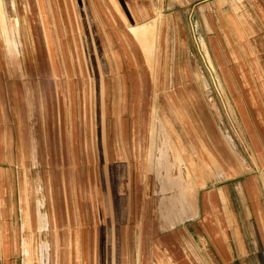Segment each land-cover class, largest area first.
<instances>
[{
	"label": "rangeland",
	"instance_id": "1",
	"mask_svg": "<svg viewBox=\"0 0 264 264\" xmlns=\"http://www.w3.org/2000/svg\"><path fill=\"white\" fill-rule=\"evenodd\" d=\"M114 1L0 0V112L11 124L0 138L8 129L22 237L38 262L48 253L57 264L72 214L76 242L104 264L108 238L118 258L140 257L145 236L179 239L195 218L210 257L224 189L239 224L230 235L255 239L253 264H264V0H116L121 11Z\"/></svg>",
	"mask_w": 264,
	"mask_h": 264
},
{
	"label": "crops",
	"instance_id": "2",
	"mask_svg": "<svg viewBox=\"0 0 264 264\" xmlns=\"http://www.w3.org/2000/svg\"><path fill=\"white\" fill-rule=\"evenodd\" d=\"M187 2H189V0H187ZM114 4L116 9L119 10V5L116 0L114 1ZM105 57L109 58L106 49ZM150 77L147 74L146 81L149 84ZM150 79L152 80V77ZM1 115L3 125H1L0 128H11L10 121L9 119H6V115L3 110ZM8 132L9 130L7 129L4 136L0 138V150H2V148L4 149L3 152L0 151V264H37L38 256H36V249L31 248V246H33V238L25 239L22 237L23 235H26L27 232L26 230H23L21 207L18 203V199H16L14 172L12 170V166H10L8 156L9 152L7 151V148H9V141L7 137ZM144 140L143 134V144ZM175 146L178 149L176 143ZM250 182L253 195H255V198H258L255 192L254 182ZM209 197L210 203H213L214 200L211 199V195H207L205 203L209 202ZM213 197L217 198L218 201L223 200V205H218L217 207V220L220 225L219 229H221L222 232L219 234L217 233L214 241L210 242L212 246H218V250L211 247L212 250L210 249V257L205 256V246L207 245V242H205V237L201 236L203 230L200 226L201 224L195 221V218H190L185 219L182 225L176 229L179 239H176L171 232H162L157 236H145L143 240L144 248H142L143 251L140 257L138 256V253L135 254L136 257H134V254L130 253V251L129 254L126 250L125 254L123 253L124 256L118 258L116 239L113 237L108 238L107 241L110 247L108 251L107 263L105 262L104 264H253V255L255 247L257 246V241L254 239L246 242L241 236H231L229 230L234 229L235 233L238 234L239 224L237 223L234 213L228 204L229 202L224 189H219ZM75 200L78 204V211H80L81 208L79 198L76 197ZM206 207L207 206H205V208ZM210 208L212 209V206ZM261 209L262 207L257 204L258 215L261 213ZM204 211L208 210L205 209ZM68 216L70 215L67 214L66 218L71 234L67 243H60L59 239L56 240L55 254L57 264H73L76 254L82 264H102L101 255H98V258L94 257V254L96 256L98 251L96 250L94 253V247L91 249L92 246L89 244L85 247V237L81 238L80 233L78 234V241L76 242L72 229L74 221L72 219L69 221ZM70 218L74 219L75 215L71 214ZM262 218L264 239V216H262ZM36 230L39 231L37 226ZM24 244L28 245L29 255L24 253ZM121 244L124 247L126 242L123 240ZM67 245L70 250L69 248L67 250ZM262 246L264 247L263 244ZM76 248L77 252L74 251ZM186 252H188V254ZM189 256L193 259L194 263ZM44 257V261L42 260L43 262H40L39 260L38 263L50 264L51 260L49 261L48 253L44 254ZM29 258H31V262H28ZM51 264H53L52 261Z\"/></svg>",
	"mask_w": 264,
	"mask_h": 264
},
{
	"label": "bare ground",
	"instance_id": "3",
	"mask_svg": "<svg viewBox=\"0 0 264 264\" xmlns=\"http://www.w3.org/2000/svg\"><path fill=\"white\" fill-rule=\"evenodd\" d=\"M11 8V7H10ZM11 10V9H10ZM20 25V24H19ZM147 28V27H146ZM149 28H150V26H149ZM145 29V28H144ZM144 29H143V31H144ZM153 29V28H152ZM142 31V32H143ZM147 32V31H146ZM144 33H145V31H144ZM149 33V32H148ZM44 34V33H43ZM145 34H143V33H141V32H139V33H137L136 34V36H138L139 38H137V39H140L139 41L141 42V44H142V46H143V48H144V50H147V52H146V54H149V44H148V39H146V36H144ZM154 40V39H153ZM51 42V41H50ZM151 45H152V43H151ZM147 48V49H146ZM151 48H152V46H151ZM151 50V49H150ZM153 51V50H152ZM150 54H152V53H150ZM151 56V55H150ZM54 65V64H53ZM173 108V107H172ZM181 115V114H180ZM165 118V117H164ZM152 125H153V123H152ZM225 137H226V140H227V146H229V150L230 151H232V153H233V148L231 147V145H230V136L229 135H225ZM224 137V138H225ZM233 146V145H232ZM149 154V153H148ZM237 155H239V154H237ZM236 157V156H235ZM240 159H244L241 155H239L238 156ZM237 160H239L238 158H237ZM245 160V159H244ZM218 161V160H217ZM219 162V161H218ZM244 162V161H243ZM241 163H242V161H241ZM240 164V163H239ZM242 165V164H241ZM243 170H248V165L246 164V163H243ZM217 169H219V167L217 168ZM237 170V169H236ZM231 171L230 173H228V172H226V171H224L223 172V175H224V178L225 179H230L231 177H232V175L234 174V172H238V171H241L240 170V168L237 170V171ZM181 172V171H180ZM180 175V174H179ZM181 177V176H180ZM223 179V178H222Z\"/></svg>",
	"mask_w": 264,
	"mask_h": 264
}]
</instances>
